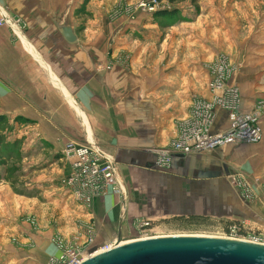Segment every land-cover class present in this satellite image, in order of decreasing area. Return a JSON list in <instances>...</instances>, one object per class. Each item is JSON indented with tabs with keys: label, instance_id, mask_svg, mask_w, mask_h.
Listing matches in <instances>:
<instances>
[{
	"label": "rangeland",
	"instance_id": "1",
	"mask_svg": "<svg viewBox=\"0 0 264 264\" xmlns=\"http://www.w3.org/2000/svg\"><path fill=\"white\" fill-rule=\"evenodd\" d=\"M82 4L73 11L70 20L75 27L82 30L85 26L103 24L109 32L108 67L102 64L98 68V65V71H109L112 64L118 62L120 67L134 69L138 76L148 78L153 85L164 86L169 98L177 91L176 87L186 86L183 81L193 74L206 82L210 97L205 99L197 94L190 97L188 114L177 124L173 141L179 137V128L189 120L195 100L210 102L217 98L214 95L226 96L232 89L239 99L233 96L230 101L238 99L239 112L251 114L264 106V0H177L174 4L157 0H90L85 7ZM0 8L7 12L1 3ZM162 11L171 12V18L157 17L156 13ZM109 39H114V43ZM118 46L122 49L114 52ZM238 80L243 83L242 91L256 94L258 102L253 109L242 108ZM0 118L4 120L0 125V205H3L2 211L8 213L0 215V264H47V256L54 252L45 254L42 259L38 254L39 242L43 239L33 208L53 206L58 215L72 218L68 213L77 207L59 192H66L64 180L68 166L59 153L62 144H37L34 119L7 116L2 113L1 103ZM258 122L262 138L257 144H242L245 146L242 149L223 146L217 149L221 152L215 150L203 155L217 160L229 156L240 159L225 166L230 171L228 191L234 199L235 210L228 201L225 207L211 204L218 208L217 213H222L220 216L210 211L209 215L189 214L214 210L208 203L212 199L178 201L174 197V200L165 193L177 192L176 188L168 191L166 184L150 180L143 198L139 197L141 208L137 203L139 198L134 199V217L132 215L123 231L121 242L138 240L136 220H151L150 238H221L229 227L236 226L244 234L260 238L264 245V114L259 115ZM191 125L186 123L183 130L193 129ZM123 189L126 192L124 184ZM197 204L198 210L189 209ZM231 212L233 215L229 216ZM189 216H203L204 219L189 224L176 221ZM80 217L70 219L77 220L74 227L71 226L77 230L74 234L68 236L56 231L51 236L50 244L55 247L52 256L59 254L58 243L73 249L85 248L88 245L86 235L93 238V245H103L96 242L90 223L79 224Z\"/></svg>",
	"mask_w": 264,
	"mask_h": 264
},
{
	"label": "crops",
	"instance_id": "2",
	"mask_svg": "<svg viewBox=\"0 0 264 264\" xmlns=\"http://www.w3.org/2000/svg\"><path fill=\"white\" fill-rule=\"evenodd\" d=\"M0 3L24 28L23 38L18 39L9 28L0 26L2 113L33 118L34 130L38 131L36 143L62 144L61 158L69 142L96 144L114 157L117 175L126 188L121 198L108 194L95 199L89 207H80L67 191L65 194L59 191L68 203L77 206L74 212L68 213L72 218L58 215L53 206L33 208L43 239L38 249L41 259L47 253H55L49 240L56 231L68 236L77 231L73 229L77 220H70L77 215L81 216L79 224L93 226L98 244H108L113 238L121 237L136 208L134 199L143 198L150 180L166 184L168 191L176 188L177 192L165 195L178 201L212 199L208 203L214 210L189 214L209 215L210 211L220 216L222 213H217L218 208L211 204L225 207L228 201L235 210L234 199L228 191L230 171L225 166L240 159L229 156L217 160L201 153L172 160L164 172L154 168V151L167 148L173 141L177 124L188 114L190 97L194 94L205 99L210 97L206 82L193 74L183 81L186 86L176 87L177 91L169 98L164 86L153 85L148 78L138 76L134 69L120 67L118 62L109 71H98V65L108 63L109 32L103 24L78 30L70 21L83 0H0ZM60 26L71 27L74 43L66 42L58 30ZM109 40L114 43V39ZM115 49L117 52L122 48ZM242 84L238 80L241 91ZM256 102V94L242 91L244 110L253 109ZM225 124L226 114L220 112L214 129ZM68 171L69 165L66 174ZM137 203L142 206L140 198ZM2 207L1 216L5 214ZM197 207L198 204L189 209L198 210ZM232 215L233 212L229 216Z\"/></svg>",
	"mask_w": 264,
	"mask_h": 264
},
{
	"label": "built area",
	"instance_id": "3",
	"mask_svg": "<svg viewBox=\"0 0 264 264\" xmlns=\"http://www.w3.org/2000/svg\"><path fill=\"white\" fill-rule=\"evenodd\" d=\"M7 13V12H6ZM0 8V26H6L18 39L23 38V26L19 19L6 14ZM101 65L98 66V68ZM105 67H108L107 64ZM217 98L210 102L195 100L187 120L179 128V137L165 149L156 150L155 170H168L172 160L192 154L212 152L223 146L237 144H257L262 133L258 118L264 114V106L251 114L239 112L238 93L229 89L226 96L214 95ZM233 96L238 99L230 101ZM260 105V104H259ZM220 112L226 114V124L214 129ZM192 124L193 129L183 130L185 124ZM62 157L69 165V171L64 180V187L73 201L85 207L91 206L97 198L108 194L122 197L125 194L123 184L116 172L114 160L92 143H67L62 150ZM151 220H136L138 240L150 238ZM85 248H69L70 245L58 243L59 254L50 256L47 264H82L96 254L110 250L117 245V239L103 245H93V238L86 235ZM221 238L240 240L262 244L260 238L244 234L239 227L231 226ZM77 241V239H74ZM61 242V241H59Z\"/></svg>",
	"mask_w": 264,
	"mask_h": 264
},
{
	"label": "water",
	"instance_id": "4",
	"mask_svg": "<svg viewBox=\"0 0 264 264\" xmlns=\"http://www.w3.org/2000/svg\"><path fill=\"white\" fill-rule=\"evenodd\" d=\"M66 42H75L70 26H60ZM117 245L82 264H264V245L227 238L171 236Z\"/></svg>",
	"mask_w": 264,
	"mask_h": 264
},
{
	"label": "trees",
	"instance_id": "5",
	"mask_svg": "<svg viewBox=\"0 0 264 264\" xmlns=\"http://www.w3.org/2000/svg\"><path fill=\"white\" fill-rule=\"evenodd\" d=\"M90 0H83V4H82V7H85L87 5V3L89 2ZM158 2H162V1H166L170 4H174L176 3L177 0H157ZM171 12H167V11H162V12H158L156 13V16L159 17V18H171ZM4 120L2 118H0V125L1 123L3 122ZM2 141H0L1 143ZM0 148H1V145H0ZM0 155H1V152H0ZM204 218L203 216H189L187 218H184V217H179L178 219H176V221L178 222H182V223H185V224H189V223H192V222H198V221H202Z\"/></svg>",
	"mask_w": 264,
	"mask_h": 264
},
{
	"label": "bare ground",
	"instance_id": "6",
	"mask_svg": "<svg viewBox=\"0 0 264 264\" xmlns=\"http://www.w3.org/2000/svg\"><path fill=\"white\" fill-rule=\"evenodd\" d=\"M166 236H163V237H155V238H165ZM167 237H171V236H167ZM211 238H215V237H211ZM148 239H152V238H147V239H142V240H148ZM114 241V240H113ZM139 240H134V241H129V242H121L120 244H128V243H132V242H137Z\"/></svg>",
	"mask_w": 264,
	"mask_h": 264
}]
</instances>
